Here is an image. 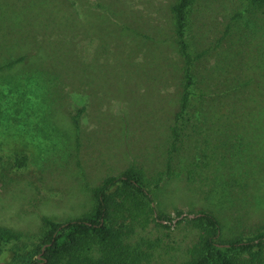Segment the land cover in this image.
I'll return each mask as SVG.
<instances>
[{"label":"rangeland","instance_id":"1","mask_svg":"<svg viewBox=\"0 0 264 264\" xmlns=\"http://www.w3.org/2000/svg\"><path fill=\"white\" fill-rule=\"evenodd\" d=\"M176 1L0 0V227L23 234L0 262L18 264L13 252L32 246L44 217L65 221L91 211V189L130 166L144 172L153 201L120 206L112 225L139 264H185L201 232L189 221L161 226L157 213L212 209L226 235L264 224V117L249 114L264 107V33L230 55L252 97L231 124L215 123L234 134L210 136L197 102L175 119L182 76L170 10ZM193 1L202 48L235 14L236 0ZM212 185L224 192L213 205Z\"/></svg>","mask_w":264,"mask_h":264},{"label":"trees","instance_id":"2","mask_svg":"<svg viewBox=\"0 0 264 264\" xmlns=\"http://www.w3.org/2000/svg\"><path fill=\"white\" fill-rule=\"evenodd\" d=\"M193 3V0H177L170 7L174 42L182 61L180 110L175 119L197 102V114L207 134L233 133V129H226L225 124L242 115L241 103L252 97L244 89L247 82L238 78L242 72L240 61L232 64L230 55H242L246 42L264 33V0H236L235 14L221 30H217L212 40H205L207 44L202 48L201 42L197 47L198 40L194 38ZM199 35L205 37L204 29L201 31L200 28ZM221 46L224 50L219 49ZM222 53H225L224 57ZM258 109L249 112L253 119L254 116L264 117V107ZM77 117L74 116L75 123ZM220 121L225 124L215 128V123ZM233 126H237V123H233ZM254 126L251 125L249 133ZM238 133L242 135V132ZM171 136L173 145L178 136L175 126L171 128ZM225 146V152H229V144ZM245 146V151L247 149L250 154L249 145L246 143ZM25 160V155L20 156L16 166H23ZM145 180L144 172L135 166L126 168L119 175L105 177L91 189L94 199L91 211L65 221L44 217L43 228L34 237L32 246L22 254L13 252V257L18 264H139L137 256L130 257L126 252L122 235L112 225V220L120 206L126 203L130 205L138 197L147 201L145 205H151L153 198ZM220 188L212 185L208 190L212 205L216 197L224 196ZM149 208L153 210L151 206ZM154 218L157 224L164 227L177 225L181 221L195 222L201 227L198 240L192 245L185 264H264V224L226 235V227L212 209H199L195 213L177 210L174 217L157 213ZM22 239L21 232L0 227V253L9 244H16ZM96 244L104 246L97 249Z\"/></svg>","mask_w":264,"mask_h":264},{"label":"water","instance_id":"3","mask_svg":"<svg viewBox=\"0 0 264 264\" xmlns=\"http://www.w3.org/2000/svg\"><path fill=\"white\" fill-rule=\"evenodd\" d=\"M189 216H193V214H190Z\"/></svg>","mask_w":264,"mask_h":264}]
</instances>
